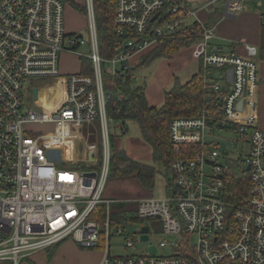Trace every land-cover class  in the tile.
<instances>
[{"label": "built area", "instance_id": "obj_1", "mask_svg": "<svg viewBox=\"0 0 264 264\" xmlns=\"http://www.w3.org/2000/svg\"><path fill=\"white\" fill-rule=\"evenodd\" d=\"M100 1L110 2L115 11L117 54L101 56L95 0H86L87 57L93 74L63 76L61 54L65 50L75 54L76 47L87 44L76 37L71 38L74 48H65L64 0H0V263L22 264L70 240L82 249L104 248L102 264H264V130L252 122L258 48L245 45L247 54L240 56L223 52L216 44V28L199 19L197 2L218 0ZM242 1L228 0L227 14L244 11ZM258 6L264 9V0ZM190 33L196 34L192 54L204 70V90L212 101L195 117L171 121L170 140L178 157L167 170L171 185L167 196L141 200L138 221L127 219L137 225L135 234L148 244V254L112 255L113 220L92 218L98 205L110 207L103 190L110 170L109 123L114 119L108 111L113 93L105 77H122L136 57L168 37ZM32 78L55 80L54 85L64 87L63 100L49 98L47 108L39 103L45 97L42 88L33 87L36 108H28L24 102L30 89L25 83ZM131 79L137 80L135 73ZM118 112L119 108L112 110L114 115ZM49 124L58 132L49 133L52 140H46L48 135L33 137L32 127ZM84 124L99 128L104 150L101 160L99 151L93 164L79 172L75 169L79 160L69 154L64 159L62 137L66 128ZM223 133L233 134L236 141ZM224 142L230 150L238 149L242 158L234 160L230 151L221 150ZM242 142L247 145L240 146ZM50 150L60 151V162L49 157ZM232 161H241L244 169L250 166L249 187L237 204L226 201L231 195ZM152 220H159L163 233L175 236V242L151 244V226L145 222ZM115 235L126 236L123 228H117ZM125 248L137 250L133 240ZM161 249H171L172 254L159 255Z\"/></svg>", "mask_w": 264, "mask_h": 264}, {"label": "rangeland", "instance_id": "obj_2", "mask_svg": "<svg viewBox=\"0 0 264 264\" xmlns=\"http://www.w3.org/2000/svg\"><path fill=\"white\" fill-rule=\"evenodd\" d=\"M86 0H64L65 2V27L67 38L65 40L66 45L65 48L72 50L74 48L71 38H79V35H83L84 41L87 43L86 45H82L76 47L75 54H72V57L69 60L71 64L75 61H80V57L88 60L89 64L92 66L91 60L87 57L90 52V36L88 31V16L89 12L85 7ZM96 2L100 0H95ZM228 0H218L215 3L209 5L208 9H204L198 12L199 19L203 18L206 14H209L210 11H218L219 18L224 17L225 14V4ZM262 0H243L242 6L248 8L250 12L257 11V7H255L256 3ZM95 6V5H94ZM243 6V7H244ZM96 8V6H95ZM95 12V20L96 11ZM243 12V11H242ZM241 13V12H240ZM188 22H192L189 20ZM97 26V24H96ZM213 26V25H211ZM98 28V26H97ZM98 41L100 44L99 37V28L97 31ZM100 47V46H99ZM108 48V44L105 45V51ZM191 46H184L176 52L171 58H159L151 61L150 64L141 66L137 68L135 72V76L137 80L133 81L134 87L140 86L142 87L146 99L149 102V105L153 107H162L165 103V93L173 88L175 82L179 84L187 83L193 75L197 73L199 70L200 62L193 58ZM107 52H110L107 50ZM143 56L145 54H142ZM147 56V55H146ZM61 57V56H60ZM139 56L133 61L132 65L136 66L140 64L144 57ZM61 64V61H60ZM132 66V67H133ZM109 65H104L103 71L107 72ZM61 72V70H60ZM63 76L72 75L61 72ZM204 75V74H203ZM106 78V77H105ZM54 80H42L38 78H32V80L25 83V88H29L28 94L26 95L25 105L28 108H36V105L33 103L34 97L31 89L33 87L36 88H46L45 90H41V93H45V97L41 98V102L45 107H49V98H56L59 101L63 100V88L61 85H54ZM204 87V86H203ZM114 121L109 123V131H110V168H111V156H117L120 153H123L124 156L128 160H132L138 163H144L148 166L156 169V183L155 187L151 190L145 189L141 183H139L137 177L135 176H125L124 178L116 177L109 172V178L104 187L103 199L104 201L109 202V208L107 204H101L106 206V217L110 216L111 211H114L116 207L120 214H125L126 212H138L140 208V202L143 199L148 198H163L167 196V186H168V178L169 174L167 173V168L163 161L154 159L153 148L147 144L143 137L141 130L135 122H126L124 125H121V121L116 118V116L110 115ZM31 132L34 136H44L52 140L53 135L49 133L57 132L54 129L53 125H36L31 128ZM123 129V130H122ZM99 131V128H98ZM98 131H96V126L91 127V125L84 124L82 127H68L65 129V134L63 135V156L64 159L69 154L71 157L79 160L80 164H76V170L84 171L85 166L93 164V158L100 151L99 160L102 159L104 146L102 143V139L99 138V144L95 142V137L98 136ZM127 131V132H125ZM58 133V132H57ZM32 135V134H31ZM223 137L226 139H233L236 141V137L233 134L223 133ZM101 142V143H100ZM69 147V152L67 153V147ZM247 145L246 142L240 143V146ZM220 149H226L229 152V157H232L234 160L236 158H242V155L238 149L234 151L230 150L227 146L226 142L222 144ZM95 160H97L95 158ZM65 163H68L65 160ZM64 163V164H65ZM125 165L121 163L120 167H124ZM249 176V172H248ZM171 177V176H170ZM126 216H112V234L114 237L111 241V253L112 255H121L124 257L128 256H143L148 254L147 246L148 244L140 241V237H138L135 232L137 230V225L134 223H130L128 220L131 219V216L127 219ZM101 218V217H100ZM103 219V218H101ZM125 219V220H124ZM128 221V222H127ZM146 224L151 226L152 239L150 241L151 244L157 245V243L161 241H165L169 244L175 242L176 237H168L163 233V227L159 220L146 221ZM117 228H123L125 232V237H119L115 235ZM128 240H133L136 245L137 250H127L125 245ZM195 241V240H194ZM105 244L104 237L102 238L101 246L103 247ZM62 245V244H61ZM58 247V246H57ZM53 248L50 252L53 256H49L45 261V264H80L83 261V257L81 256H66L64 254H60L58 251L59 247ZM57 248V249H56ZM88 251V250H85ZM94 251V253H98V257L102 256L101 253L105 252L104 248H98ZM101 251V253H99ZM172 254L171 249H161L159 255L169 256ZM86 256V255H85ZM84 256V258H85ZM93 255H87L89 259ZM97 257V258H98ZM95 259V256H93ZM84 262L87 264V260ZM0 264H12L8 263H0ZM22 264H33L30 261H24Z\"/></svg>", "mask_w": 264, "mask_h": 264}, {"label": "trees", "instance_id": "obj_3", "mask_svg": "<svg viewBox=\"0 0 264 264\" xmlns=\"http://www.w3.org/2000/svg\"><path fill=\"white\" fill-rule=\"evenodd\" d=\"M95 6L96 24L99 28L101 41L99 44L100 54L105 59L112 58L117 54V45L120 40L116 36L115 11L110 2L95 1ZM195 40L196 34L192 33L181 37H168L163 43L145 53V57L142 56L144 57L142 62L131 67L122 77H112L107 74L105 78V85L113 93V97L108 103L109 114L116 116L123 125L126 122H135L141 130L144 141L153 148L154 159L163 161L167 169L170 163L178 157L174 154L173 144L170 140L169 126L171 121L177 118L195 117L201 109L208 107L212 101V98L203 87L204 70L199 66L197 73L185 84L181 85L175 82L173 88L165 93V103L160 108H152L149 105L142 87H134L131 77L137 71V68L150 64L151 61L159 58H171L181 47L191 46ZM106 44H108V48L105 51ZM109 48L110 52H107ZM80 60L82 67L80 72L85 75H92V66L88 60L83 57ZM114 108H119L118 115L112 114ZM111 161L110 174L121 178L132 175L137 177L139 183L145 189L151 190L155 187L157 174L156 169L153 167L141 162L130 161L123 153L111 156ZM121 163L125 166L120 167ZM241 163V161H232L229 164L232 177L228 192H231V195L226 198V201L233 204L238 203V200L245 195L249 187L248 171L243 168ZM170 187L171 185L167 189H170ZM126 215V219L131 216V219L138 221V212L120 214L117 207L114 211H111L109 217ZM97 217H106V206L100 204L96 207L92 218Z\"/></svg>", "mask_w": 264, "mask_h": 264}, {"label": "crops", "instance_id": "obj_4", "mask_svg": "<svg viewBox=\"0 0 264 264\" xmlns=\"http://www.w3.org/2000/svg\"><path fill=\"white\" fill-rule=\"evenodd\" d=\"M258 2L255 5V7H257L258 9L257 11L250 12L248 8L243 5L245 10L241 12L238 16H232L227 14V9L225 8L224 17L219 18V12H216L215 10L210 11L209 14H206L200 20H202L203 23L209 26L213 25L216 28L215 42L219 45L223 52H236L240 56H246L247 52H245V45H250L258 48L259 55L257 56L256 61L259 66V83L257 85L256 92L254 95L256 108L255 112L252 114V122L253 126H255L256 128L259 127L260 129L264 130V21L262 18V12L264 11V9L258 6ZM197 4V8L199 9V11L208 9L210 5L203 1H198ZM71 58L74 57H72L71 51L69 50H65L61 54V72L72 75L80 73L82 69L81 60L78 62L75 61L73 64H71L69 62ZM55 83L56 81L54 80L53 84ZM45 89L46 88H42V90ZM39 103H41V99ZM239 116L243 118L245 117V113L243 112ZM99 138L100 134L98 132V136L95 137V142L97 144H99ZM59 246L58 247L60 250L58 252L60 254H64L67 257L71 255L81 256L84 260H87V264H102L104 259V252L101 253L100 251L99 253H101L102 256L98 257V255H96L98 253H94V251L88 249H82L75 242L70 240ZM51 255L53 256L50 251H42L31 257L30 262H32L33 264H45V261ZM87 255H93L95 256V259H93V256L88 259ZM84 260L81 261L80 264H86Z\"/></svg>", "mask_w": 264, "mask_h": 264}, {"label": "water", "instance_id": "obj_5", "mask_svg": "<svg viewBox=\"0 0 264 264\" xmlns=\"http://www.w3.org/2000/svg\"><path fill=\"white\" fill-rule=\"evenodd\" d=\"M158 17V15L157 16H155L153 19H152V21H154L156 18ZM83 37V35H79V38H82ZM229 79L231 80V73H230V75H229ZM36 94V93H35ZM242 108H243V105H242V103L239 105V107H238V109L241 111L242 110ZM49 157L52 159V160H57L58 162H60V151H58V150H50L49 151ZM250 170V166H247L246 167V171H249ZM143 232L144 233H147L148 232V228L147 227H144L143 228ZM142 239L144 240V241H148V236L147 235H144L143 237H142ZM152 249V254L153 255H156V249L155 248H151Z\"/></svg>", "mask_w": 264, "mask_h": 264}, {"label": "bare ground", "instance_id": "obj_6", "mask_svg": "<svg viewBox=\"0 0 264 264\" xmlns=\"http://www.w3.org/2000/svg\"><path fill=\"white\" fill-rule=\"evenodd\" d=\"M64 89V88H63ZM63 95H64V91H62ZM64 97V96H63ZM46 140L49 141L50 138L46 137Z\"/></svg>", "mask_w": 264, "mask_h": 264}]
</instances>
